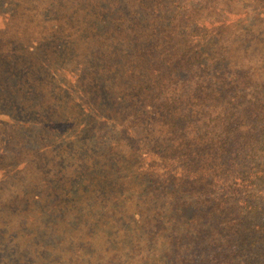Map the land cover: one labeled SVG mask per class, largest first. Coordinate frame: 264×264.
<instances>
[{"label":"trees","instance_id":"16d2710c","mask_svg":"<svg viewBox=\"0 0 264 264\" xmlns=\"http://www.w3.org/2000/svg\"><path fill=\"white\" fill-rule=\"evenodd\" d=\"M259 1L128 0L124 15L113 19L117 6L110 0H0L10 38L2 37L0 47L13 46L0 52V121L16 114L14 133L22 139L6 137L0 145V264H148L144 234L156 228L169 235L161 216L175 205L159 203L162 184L180 175L148 143L138 155L113 143L126 121L114 106L135 104L128 127L147 131L151 118L166 130L180 125L173 109L181 96H161L145 79L152 52L136 57L157 38L174 46L173 64L212 60L219 77L203 95H212V112L221 98L240 101L225 85L232 75L229 55L239 52L231 39L233 17L242 25L239 42L263 41ZM122 35L138 37V45ZM123 56V68L138 82L128 95L116 89ZM140 161L155 162L161 172L139 175L128 167Z\"/></svg>","mask_w":264,"mask_h":264},{"label":"rangeland","instance_id":"374dc122","mask_svg":"<svg viewBox=\"0 0 264 264\" xmlns=\"http://www.w3.org/2000/svg\"><path fill=\"white\" fill-rule=\"evenodd\" d=\"M110 3L117 6L113 19L123 16L124 6L129 5L128 0H110ZM259 4L263 5V0ZM260 5L257 7L260 8ZM1 11L0 42L2 37L10 40L9 31L5 30L8 27V23L4 22L6 13ZM233 20L236 23L231 30L235 36L231 39L239 44V52L235 56L229 55L233 57L228 61L232 75L225 85L227 90L229 87L241 98L240 101L228 96L221 98L212 112L208 102L212 101V95L206 99L203 96L219 77L212 60H209V65L205 60L195 62L196 66H186L185 61L179 62L180 65L173 64L169 59L174 46L163 38H157L154 42H146L136 57L152 52L146 63L145 79L154 81L153 88L161 96L170 92L181 96L180 99L177 96V108L173 109L176 122L180 125L166 130L161 119L151 118L147 131L128 127L127 120L132 116L130 110L135 104L124 108L114 106L126 121L122 126L125 133L116 135L113 143L121 148L129 147V152L137 155L148 143L152 154L159 155L161 160L168 159L173 172L180 175L177 177L174 173L162 184L164 201L159 203L166 201L175 205L168 214L161 216L169 235L162 236L156 228L148 229L144 234L149 241L150 251L147 254H151L146 261L148 264H264V40L239 42L237 39L242 25L237 16ZM91 25L86 24L88 28ZM21 29L25 30V27ZM146 32L152 30L147 27ZM242 33H246V29ZM122 36L123 40L131 38L132 46L138 45V37ZM211 41L209 35L207 42ZM2 44L0 52L13 48ZM125 58L120 59L122 78L116 89L128 95L135 91L138 82L130 70L123 68ZM203 65L210 71H204ZM89 71L90 68L86 67L85 77H88ZM245 73L249 79L244 80ZM200 86L203 90L194 93ZM136 99L141 101L143 97L140 95ZM15 116L10 118L9 123L0 121V145L5 143L6 137L12 136L21 142L18 132L14 133ZM139 135V139L135 140V136ZM149 162L140 161L136 167L132 164L128 167L139 175L146 172L159 175L160 166ZM181 181L183 185L178 186ZM159 187L161 189V183ZM150 201L157 203L154 199ZM177 218L181 224L176 227L174 221Z\"/></svg>","mask_w":264,"mask_h":264}]
</instances>
